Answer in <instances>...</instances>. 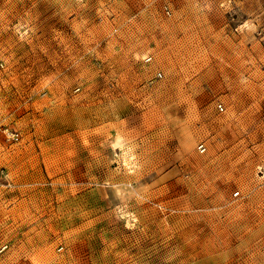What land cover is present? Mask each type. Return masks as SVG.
Here are the masks:
<instances>
[{
  "label": "rangeland",
  "instance_id": "obj_1",
  "mask_svg": "<svg viewBox=\"0 0 264 264\" xmlns=\"http://www.w3.org/2000/svg\"><path fill=\"white\" fill-rule=\"evenodd\" d=\"M0 264H264V0H0Z\"/></svg>",
  "mask_w": 264,
  "mask_h": 264
}]
</instances>
